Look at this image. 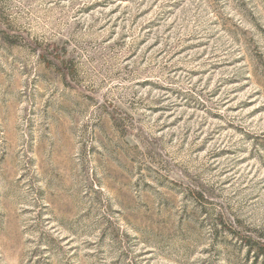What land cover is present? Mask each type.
<instances>
[{
    "label": "rangeland",
    "instance_id": "rangeland-1",
    "mask_svg": "<svg viewBox=\"0 0 264 264\" xmlns=\"http://www.w3.org/2000/svg\"><path fill=\"white\" fill-rule=\"evenodd\" d=\"M0 264H264V0H0Z\"/></svg>",
    "mask_w": 264,
    "mask_h": 264
},
{
    "label": "trees",
    "instance_id": "trees-1",
    "mask_svg": "<svg viewBox=\"0 0 264 264\" xmlns=\"http://www.w3.org/2000/svg\"><path fill=\"white\" fill-rule=\"evenodd\" d=\"M33 49H34V50H37V51H40V47L37 46V45H33Z\"/></svg>",
    "mask_w": 264,
    "mask_h": 264
}]
</instances>
